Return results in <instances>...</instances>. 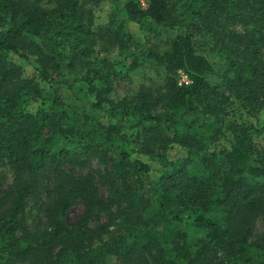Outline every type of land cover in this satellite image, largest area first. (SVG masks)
<instances>
[{"label":"trees","instance_id":"16d2710c","mask_svg":"<svg viewBox=\"0 0 264 264\" xmlns=\"http://www.w3.org/2000/svg\"><path fill=\"white\" fill-rule=\"evenodd\" d=\"M144 1L0 0V264H264V0Z\"/></svg>","mask_w":264,"mask_h":264},{"label":"rangeland","instance_id":"374dc122","mask_svg":"<svg viewBox=\"0 0 264 264\" xmlns=\"http://www.w3.org/2000/svg\"><path fill=\"white\" fill-rule=\"evenodd\" d=\"M40 4L41 6H44L47 8L53 6L50 0H40ZM85 7L87 8V10H89L93 8V5L90 3H86ZM110 8H111V4H109L108 2H103L98 8H96L95 13H94V20L96 21V23L102 22V20L105 18ZM127 28H128V31L131 34H133V37L137 41L143 40V33L136 24L132 22H128ZM154 30H155L154 31L155 33L151 34V36L154 39V41L158 44L157 45L158 47H156L158 48V50H163L168 47L167 44L164 43V40L166 38H172L179 33V30L175 28H170L168 26H163V27L154 26ZM202 40L203 41L207 40V37L203 35ZM98 45L99 46L101 45L100 42L98 43ZM109 54L112 58L111 61H114L115 60L114 57L117 55V49H112L109 52ZM219 60H222V59L219 58ZM118 64L119 63L116 62L117 70L121 66ZM216 67H217V71H219V68H218L219 65H217ZM26 69H27L26 73L28 75L34 74L33 65H27ZM122 71L125 72L126 69H122ZM213 72L209 73L208 77L212 82H218L220 77H218ZM176 78H177V81L181 78V74L179 72L177 73ZM161 83H162V77L159 74H157L156 71H154L153 69L149 68L148 66H144L143 68L128 72V75L125 78L118 79L113 85V91L111 92L110 97L117 100L125 95L132 94L134 91L138 90L139 87L141 86H148V85L151 86L152 84L157 86ZM183 153H184L183 150H180L178 147H175L174 149L170 150L169 155L171 157H177V156L183 155ZM99 164L100 163L96 159H91L90 163L86 167L82 169L74 168L75 173L77 175H80L81 173H86L89 171H94L95 169H98V168H102V166ZM1 173L4 177L3 183L5 185L12 181L13 173L9 169L2 168ZM100 189H101V192L103 193L104 192L103 188L100 187ZM81 212H82L81 204H76L72 206L66 214V222L68 224H71L73 221H75V219L79 216ZM35 213L36 212L32 211V213L29 216L31 217ZM263 228H264V221L261 218H258L255 224V234L262 232ZM108 264H116V258L113 256L110 257Z\"/></svg>","mask_w":264,"mask_h":264},{"label":"built area","instance_id":"2783aa9c","mask_svg":"<svg viewBox=\"0 0 264 264\" xmlns=\"http://www.w3.org/2000/svg\"><path fill=\"white\" fill-rule=\"evenodd\" d=\"M140 1H141L142 5L145 6V1L144 0H140ZM178 72L181 74V78L177 81L178 84L190 82L188 75L184 71L178 70Z\"/></svg>","mask_w":264,"mask_h":264}]
</instances>
